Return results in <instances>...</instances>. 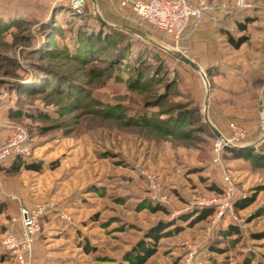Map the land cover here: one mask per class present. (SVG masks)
<instances>
[{
  "label": "rangeland",
  "instance_id": "rangeland-1",
  "mask_svg": "<svg viewBox=\"0 0 264 264\" xmlns=\"http://www.w3.org/2000/svg\"><path fill=\"white\" fill-rule=\"evenodd\" d=\"M119 2L86 0L82 12L70 0H0V150L18 127L27 134V151L6 156L22 155L16 170L14 158L0 166V264H18L5 237H20V208L39 203L32 264H128L161 220L175 223L144 264H264V0L238 9L245 30L230 22L235 0H209L217 20L186 41L203 75L121 19ZM99 19L111 38L80 49ZM225 32L246 40L236 47ZM235 113L248 130L236 147L253 158L217 162L208 120L231 138ZM224 169L236 197L254 200L199 221Z\"/></svg>",
  "mask_w": 264,
  "mask_h": 264
},
{
  "label": "built area",
  "instance_id": "built-area-1",
  "mask_svg": "<svg viewBox=\"0 0 264 264\" xmlns=\"http://www.w3.org/2000/svg\"><path fill=\"white\" fill-rule=\"evenodd\" d=\"M76 9L83 12L86 0H70ZM251 6L249 0H235V9H245ZM122 19L136 25L148 34L156 35L162 47L170 50L180 60L190 59L203 75V69L195 56L190 55V47L186 41L193 35L204 22L205 16L217 20L212 14L214 7L209 5V0H120L116 7ZM127 9L131 13H126ZM190 65V64H189ZM192 66V65H190ZM193 67V66H192ZM194 68V67H193ZM259 126L264 130V116H261ZM232 137L216 139L214 154L215 161H221V151L225 146H237L246 138L247 128L237 122L231 123ZM27 134L24 128L18 127L8 145L0 150V161L11 152L24 153L27 151L25 141ZM223 192L219 196H212L201 204L216 206V219L221 220L234 214V198L236 186L232 176L223 170ZM16 197V195H12ZM46 208L45 203H39L36 209L30 210L26 207L20 208L22 218V234L17 236L14 233L6 235L4 243L7 250L16 258L18 264H32V251L35 236L39 230V217Z\"/></svg>",
  "mask_w": 264,
  "mask_h": 264
},
{
  "label": "trees",
  "instance_id": "trees-1",
  "mask_svg": "<svg viewBox=\"0 0 264 264\" xmlns=\"http://www.w3.org/2000/svg\"><path fill=\"white\" fill-rule=\"evenodd\" d=\"M236 10L237 11H235V13L233 15H231L232 18L230 19V22L235 24V25L237 22L238 28L240 30H245L247 23L240 19L241 13L238 9H236ZM246 20H247V22H250L253 20V18L247 17ZM99 21H100L101 26H102L100 33L96 34L95 32H89L88 35L83 36L82 38L80 37V49H82V50H84V48L87 49L88 47H90L91 45L96 43V41H102V40L105 41L106 39L111 38L109 36V32H108L111 29V25L110 26H109V24L107 25V22H105L103 20L99 19ZM225 34H228L227 39L229 40V42H231V44H233L236 47L241 45L246 40L245 36L234 37L232 34H229L227 32H225ZM211 65H209L210 70H211ZM190 67H192V66H190ZM192 69H193V72H195L198 75L197 70L193 67H192ZM225 153L229 154V155L230 154L234 155L235 157H237L239 159H241V158L252 159L253 158V153H252V151H250L249 148L240 149V148L235 147V146H225L222 149L221 154L223 155ZM10 158H14L13 160L17 159V162H14L12 164V169H11V170H16L17 166H19L18 163L20 162V160L22 161V155H20V154L13 155L12 157H9V158L5 157L4 159H2L0 161V166H2L4 161H5V163L8 162ZM23 164L26 166L25 167L26 169L34 170V171H40L41 167H42L40 164L35 163V162L28 163V162L23 161ZM212 192L214 194L213 196L221 195L223 192V183H221L220 185H217V186L213 184ZM253 200H254L253 197L252 198H238L235 196L234 207L236 209L245 208V207L249 206L253 202ZM1 208L3 210L2 212H4L7 209V207H5V204H3V206ZM159 209L164 210L163 207H156L155 208V210H159ZM196 212H198V220L201 221V220H204L206 218H209V217L215 215L217 212V207L216 206L201 207L199 209V211H196ZM174 223L168 224V222L161 220L157 224L150 227L146 231L145 237L143 239H141L136 244V246L133 248V250L126 255L125 260L128 262V264H144L153 254H155L156 246L158 245L159 240L162 237H164L165 235H167L168 232L170 233V231H168V230H169L170 226L173 225ZM11 230H16V228L8 229L7 232L17 233V231H11ZM228 232H232L233 234H236L239 232V230L236 226H233L232 224H230L228 226ZM4 252H5L4 254L7 257H9V256L13 257V255L9 251L4 250ZM34 255H35V252H34ZM14 259H16V258L14 257Z\"/></svg>",
  "mask_w": 264,
  "mask_h": 264
},
{
  "label": "crops",
  "instance_id": "crops-1",
  "mask_svg": "<svg viewBox=\"0 0 264 264\" xmlns=\"http://www.w3.org/2000/svg\"><path fill=\"white\" fill-rule=\"evenodd\" d=\"M121 19H122V18H121ZM251 23H252V22H249V24H251ZM203 24H204V23H203ZM206 24H207V23L204 24V27H202L203 25L201 26L202 28L199 29L198 33H203V30L206 29V28H205V25H206ZM199 35H201V34H199ZM201 41L203 42V44H205V47H206V46H207L206 43H207L208 40H207L206 38L203 37ZM238 77H239V78H242V76L238 74V71H237V72L235 71V80L238 79ZM243 81H244V80H243ZM235 87H237V83H235ZM236 94H239V92L237 91ZM239 98H240V97H237V99H236V95H235V109L237 108V106H239V104L237 105V100H238ZM253 106H254V105H253ZM238 108H239V107H238ZM240 108H241V107H240ZM240 108H239V109H240ZM253 108H254V107H253ZM241 118H242L241 115L239 116L237 113H235V121L238 120V119H241ZM236 122H239V121H236Z\"/></svg>",
  "mask_w": 264,
  "mask_h": 264
},
{
  "label": "water",
  "instance_id": "water-1",
  "mask_svg": "<svg viewBox=\"0 0 264 264\" xmlns=\"http://www.w3.org/2000/svg\"><path fill=\"white\" fill-rule=\"evenodd\" d=\"M101 19V16L99 17ZM103 20V19H102ZM185 62H187L188 64L192 65L194 68L200 70L199 68V65H197L196 63H194L193 61H191L190 59H183ZM208 124L209 126L212 128V130L214 131L215 135L218 137V138H223V135L221 133V131H219L211 122H209L208 120Z\"/></svg>",
  "mask_w": 264,
  "mask_h": 264
}]
</instances>
